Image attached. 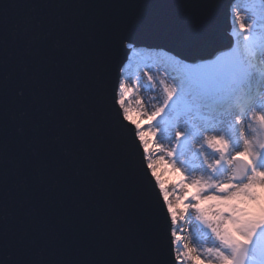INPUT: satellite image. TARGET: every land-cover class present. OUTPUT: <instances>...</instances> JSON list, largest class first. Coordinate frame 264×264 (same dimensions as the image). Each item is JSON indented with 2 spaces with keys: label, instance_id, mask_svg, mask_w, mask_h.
<instances>
[{
  "label": "water",
  "instance_id": "95a60500",
  "mask_svg": "<svg viewBox=\"0 0 264 264\" xmlns=\"http://www.w3.org/2000/svg\"><path fill=\"white\" fill-rule=\"evenodd\" d=\"M236 2L0 0V39L23 36L29 21L41 24L31 48L21 40L13 65L18 78L31 76L34 82L17 85L10 96L23 89L24 97L10 107L31 112L33 96L62 95L67 102L50 107L69 120L74 112L79 114L72 122L80 144L72 150L86 149L59 179L51 173L41 178L37 171L22 178L34 187L19 221L21 234L39 239L43 233H54L60 241L55 255L37 250L23 259L107 264L127 258L117 254L116 245L119 238L130 235L141 250L150 253L153 264H176L171 218L136 128L129 120L123 121V128L116 124L117 113L123 116L117 90L131 51L128 45L173 57L181 53L180 59L187 63L209 60L228 50L231 9ZM208 16L212 30L202 36L193 30L194 25ZM47 135L55 150L59 143L55 138L64 134L62 128L54 127ZM89 164L94 176L85 184Z\"/></svg>",
  "mask_w": 264,
  "mask_h": 264
},
{
  "label": "snow or ice",
  "instance_id": "6c2138e0",
  "mask_svg": "<svg viewBox=\"0 0 264 264\" xmlns=\"http://www.w3.org/2000/svg\"><path fill=\"white\" fill-rule=\"evenodd\" d=\"M234 18L240 31L249 33L243 37L242 52L222 65H184L185 76L182 79L174 78L173 85L161 81L163 103L149 117V120L155 119L166 109L169 110L166 114L175 111L177 144L190 141L195 145L201 143L202 138L201 148L206 145L219 155V159L208 164L209 172L190 181L191 187L197 191L185 205L186 209L191 208L195 212L196 219L210 230L219 243V247L205 249L211 257L208 264H256L254 239L257 235H264V140L260 139L264 135V15L259 17L258 25L256 22L245 23L238 12H234ZM257 26L262 31L253 36ZM40 27L39 22L32 24L29 21L23 36L12 34L0 39V264H70L61 259H23L37 250H48L55 255L60 241L54 233L47 232L39 239H26V234H21L19 229V221L34 187L22 179L26 173L37 171L41 178L51 173L59 179L67 168L81 159L80 153L86 151L83 146L79 151L72 150L73 146L80 144L79 133L72 122L79 114L74 112L69 120L58 116L50 107L52 103H66L62 95L33 96L29 105L31 112L10 107L24 97L23 89L10 96L17 85L27 87L34 82L31 76L18 78L13 65L18 59L21 40L31 48L32 42L39 38ZM193 30L202 36L210 34L211 17L197 21ZM181 55L177 53L172 59L182 64ZM151 80L152 77H149ZM126 91L121 80L120 99L116 101L123 110L122 119L117 113L116 124L120 128L124 127L123 121L129 120V110L124 105ZM201 108L210 111L207 115H200L199 120L194 119L191 124L182 122V114L199 115ZM215 122H222L224 128L209 126ZM246 124L256 134L254 139L246 135ZM54 127L62 128L64 134L63 138H55L59 141L55 150L47 135ZM136 127V137L146 144L139 125ZM234 131L239 132L243 150L236 149L232 143L229 133ZM231 151H235V155H231ZM172 154L168 152L169 156ZM49 161L55 165L54 170ZM222 163L233 169L227 180L218 179L223 171L219 167ZM148 168L153 170L152 175L155 176L151 162ZM93 176L94 171L89 164L84 171V183H90ZM164 199L172 225L175 226L177 213L173 203L166 193ZM201 200L216 201L218 207L215 211L204 209L200 206ZM170 234L171 244L183 248L177 251V261L201 258L202 253L184 243L183 237L175 230ZM116 251L127 258L112 260L107 264H153L150 253L141 250L130 235L118 239ZM259 256V264H264V252Z\"/></svg>",
  "mask_w": 264,
  "mask_h": 264
},
{
  "label": "rangeland",
  "instance_id": "374dc122",
  "mask_svg": "<svg viewBox=\"0 0 264 264\" xmlns=\"http://www.w3.org/2000/svg\"><path fill=\"white\" fill-rule=\"evenodd\" d=\"M234 12H238L245 23L256 22L258 25L259 17L264 15V7L260 4L259 0H237L231 9L230 16L231 28L229 34L232 37V46L229 49H232V51H229V49L222 51L209 60L197 61L195 63H185L182 61L184 64H177L174 60L160 61L159 59L147 56L141 49L128 45L131 51L128 57V65L122 74L121 80H123L127 89L124 95V105L129 110V121L135 126L136 131V126L139 125V130L144 135L147 143H141V145L147 165L149 162L153 164L156 173L153 177L158 188H161L164 202L166 193L168 200L173 203L177 215L178 213L183 215L181 225H179L181 219L179 221L177 217V223L175 226L172 225L171 231L175 230L183 237L184 243H188L190 247H196L202 253L200 259H195L194 257L191 260L177 261V251H182L183 248L182 246L173 245L176 264H208V260L211 257L208 256L205 249L219 247L218 241L215 240L210 230L196 219L195 212L191 208H185V205L197 191L190 185L193 173L204 174L209 172L208 164L219 159V155L208 149L206 145L201 148L202 138L201 143H196L195 145L190 141L178 145L175 139L176 129L174 125L177 118L175 111H171V114H166L169 112L166 109L165 112H162L155 119L149 120V117L163 103L161 81L165 84L173 85L174 78L182 79L185 76L186 69L184 65L199 64L204 67L222 65L228 63L242 52L243 37L249 35V33L240 31L239 27L235 24ZM261 31L262 29L257 26L252 35L256 36ZM149 77H152L151 81H149ZM119 99L120 93L118 87L117 100ZM209 111L208 108H201L199 115L196 113H192L191 115L182 114V122L191 124L194 119L199 120L200 115H207ZM250 123L251 121H249ZM209 126H214L217 129L224 128L222 122H215ZM245 126L248 127L247 124ZM236 133L237 137H239V132L236 131ZM246 135L249 139H252L255 138L256 134L247 128ZM260 139L264 140V135H261ZM145 148H147V152H145ZM170 151L173 153L172 156L168 155ZM257 151H259L258 148ZM231 155H235V152L231 151ZM220 168L223 171L218 176V179L227 180L228 176L232 174L233 169L226 163H222ZM150 171L152 173L153 170L150 169ZM192 202L196 203V201ZM165 205L167 208L166 202ZM200 206L212 211H215L218 207L216 201L203 202L202 200L200 201ZM193 241L195 243H192ZM254 249L257 253L256 262H259V254L264 252V235L256 236L254 239Z\"/></svg>",
  "mask_w": 264,
  "mask_h": 264
},
{
  "label": "trees",
  "instance_id": "16d2710c",
  "mask_svg": "<svg viewBox=\"0 0 264 264\" xmlns=\"http://www.w3.org/2000/svg\"><path fill=\"white\" fill-rule=\"evenodd\" d=\"M260 4L264 7V2L262 0H259ZM144 54H146L147 56H152L153 58L155 59H159L160 61H169V60H173L172 59V56L164 53V52H159V53H156V52H153V53H150V52H143ZM175 61V60H174ZM184 64V63H182ZM177 217L179 218L178 220L180 221L181 219V222L179 223V225H181V223L183 222V215H181L180 213H178Z\"/></svg>",
  "mask_w": 264,
  "mask_h": 264
},
{
  "label": "bare ground",
  "instance_id": "6f19581e",
  "mask_svg": "<svg viewBox=\"0 0 264 264\" xmlns=\"http://www.w3.org/2000/svg\"><path fill=\"white\" fill-rule=\"evenodd\" d=\"M249 115H250V114H249ZM245 128L247 129L248 127L245 126ZM229 135L231 136L232 143H233V145L235 146V148L238 149V150H243V142L239 139V137H237V133H236V131H234V132H230ZM252 139H254V138H252ZM233 152H235V151H233ZM193 174H194V175H193V179L200 178V177L203 175V174L198 173V172H194ZM160 189H161V188H160ZM160 189H159V190H160ZM160 192H161V190H160Z\"/></svg>",
  "mask_w": 264,
  "mask_h": 264
}]
</instances>
